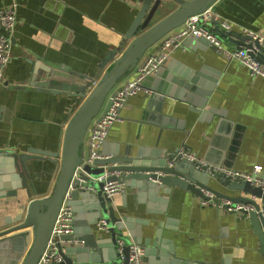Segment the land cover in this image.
I'll use <instances>...</instances> for the list:
<instances>
[{"label":"crops","instance_id":"obj_1","mask_svg":"<svg viewBox=\"0 0 264 264\" xmlns=\"http://www.w3.org/2000/svg\"><path fill=\"white\" fill-rule=\"evenodd\" d=\"M12 3L17 8L18 23L12 58L5 68V86L0 91V152H21L31 146L58 152L57 159L43 155L39 160H31L34 183L40 188L34 197L47 196L59 173L65 128L83 99L69 92L31 88V77L34 74L39 81L45 73L44 67L56 66L98 83L111 67L110 63L101 65L103 57L123 41L139 3L137 0H0V6ZM175 6L171 5L161 15ZM211 7L236 25L264 34V0H217ZM219 28L224 31L222 26ZM220 36L230 48L238 47ZM191 43L195 48L175 50L167 64L172 63L176 71L191 70L202 82L201 89L209 85L211 94L206 105L217 113L211 114L208 121L199 120V113L184 96L167 97L158 110L153 104L151 109H146L152 89L144 87L148 91L131 96L121 109L122 119L110 129L107 151L111 152L116 144L120 146V154L126 144L134 150L155 145L170 151L185 147L199 158L210 159L221 151L222 165L243 171H252L260 165L264 171V77L252 76L238 59L218 52L211 44L201 48L202 42ZM133 73L134 70L123 80L131 78ZM220 110L225 111L230 122L223 149L210 145ZM84 147L88 154L89 129ZM8 165L7 159L0 160V231L16 224L12 221L21 212L20 204L31 199L24 189L13 193V179L3 178L8 174ZM214 183L221 189L217 181ZM145 192L139 194L137 188L125 186L112 196L117 214L146 220L154 227L162 221L164 244L173 245L180 256L203 264H264V257L258 251V237L247 216L211 204L203 205L201 197L177 186L170 193L161 188L153 199ZM235 195L246 194L237 190ZM82 204L86 213L90 205ZM145 264H148L146 260Z\"/></svg>","mask_w":264,"mask_h":264},{"label":"water","instance_id":"obj_2","mask_svg":"<svg viewBox=\"0 0 264 264\" xmlns=\"http://www.w3.org/2000/svg\"><path fill=\"white\" fill-rule=\"evenodd\" d=\"M216 1L137 0V12L123 41L102 59V66L110 63L111 67L96 84L92 78L76 76L56 66L44 67L45 73L39 81L32 75L31 88L53 93L69 92L83 100L65 128L60 169L49 195L34 197L40 188L34 183L31 160H39L43 155L57 159L58 152L34 146L21 152H0V160L7 159L9 162L8 174L3 178L13 179V193L24 189L27 197L31 198L27 203L20 204L21 212L12 221L16 224L0 231V264H39L65 200L75 213L74 233L61 235L62 240L71 242L65 246L59 245L62 259L53 264H126L131 242L143 243L144 262L146 260L148 264H203L180 256L173 245L164 244L166 237H162V221L154 227L146 220L117 214L112 196L104 191L105 184L111 181L135 187L139 194L147 191L150 199L161 188L165 193H170L172 187L177 186L202 198L208 197L206 193H212L234 203H249L252 209L245 211V214L258 237V251L264 257V212L260 210L264 207V190L261 187L249 181L237 182L212 175L206 171V165L181 157L179 148L170 151L155 145L134 150L132 145L126 144L120 154L118 144L108 152L106 140L101 146L99 157L93 162L85 160L87 153L84 146L88 129L93 120L111 105L119 81L136 68L156 42L183 24L189 16L205 11ZM171 5L176 6L162 16ZM214 29L227 41L237 43L236 49L243 47L246 40H253L258 50H250L249 53L264 64V47L258 39L250 34L222 31L216 22ZM197 40L203 43L201 48H204V44L210 45L205 38L192 37L185 41V46L195 48L191 42L196 43ZM182 69L176 71L172 63L166 62L144 79V87L152 89L146 109H151L153 104L158 110L167 97L184 96L192 103L193 110L199 113V120L208 121L211 114L217 113L206 105L211 87L208 85L201 89L202 82L198 76L188 68ZM219 114L220 119L210 145L223 149L228 141L230 122L225 118L224 110H220ZM202 159L211 165H222L221 151L211 159L208 156ZM76 171L78 176L75 175ZM214 181L218 182L221 189L214 185ZM237 190L246 195L236 196ZM82 203L90 205L86 213ZM102 219L105 223L101 222ZM120 239L125 241L121 252L118 244Z\"/></svg>","mask_w":264,"mask_h":264},{"label":"built area","instance_id":"obj_3","mask_svg":"<svg viewBox=\"0 0 264 264\" xmlns=\"http://www.w3.org/2000/svg\"><path fill=\"white\" fill-rule=\"evenodd\" d=\"M215 22L222 26L225 32H231L232 34H237L234 33L235 27H237L238 33L252 35L264 47V34L245 26L236 25L220 12L213 10L211 6L201 13L189 16L183 24L166 34L150 53L141 58L131 78L119 83L109 108L95 119L89 127V152L85 158L86 161L93 162L95 158L99 157L100 148L108 139L113 124L122 119L121 109L127 104L128 99L142 90L148 91V89L145 90L144 88V79L166 63L175 50L185 49V41L189 38L202 37L209 40L210 44L218 52L227 55L231 59H238L249 69L252 76L261 75L264 77V64L259 63L249 53L250 50H258L253 40H246L240 49H232L215 32ZM17 23L18 13L16 5L12 3L0 6V91L5 86V68L12 58L14 32ZM249 44H252V46ZM178 154L181 157H187L198 161L202 165H206V171L212 175H218L237 182L249 181L252 185L261 187L264 190V171L260 165L254 166L252 171H243L225 165H211L199 158L195 152L185 147H182ZM75 175L78 176V171L75 172ZM125 186L124 182L111 181L105 184L104 191L107 195L114 196L123 191ZM206 194L208 197H201V204L203 205L211 204L219 209H226L245 216V211L252 209L249 203H234L212 193ZM260 210L264 212V207H261ZM74 215L72 207L65 200L39 264H53L62 259L59 245L65 246L71 241L62 240L61 235L74 233ZM101 222L105 223V220L102 219ZM75 242L78 241L76 240ZM118 244L121 252L125 241L120 239ZM113 264H120V262H114ZM126 264H145L143 244L130 243L129 260Z\"/></svg>","mask_w":264,"mask_h":264},{"label":"trees","instance_id":"obj_4","mask_svg":"<svg viewBox=\"0 0 264 264\" xmlns=\"http://www.w3.org/2000/svg\"><path fill=\"white\" fill-rule=\"evenodd\" d=\"M234 33H238L237 30H234Z\"/></svg>","mask_w":264,"mask_h":264},{"label":"rangeland","instance_id":"obj_5","mask_svg":"<svg viewBox=\"0 0 264 264\" xmlns=\"http://www.w3.org/2000/svg\"><path fill=\"white\" fill-rule=\"evenodd\" d=\"M179 27V26H178ZM123 80V79H122ZM125 80V79H124ZM120 83V82H119ZM119 83H118V85H119ZM118 85H117V87H118Z\"/></svg>","mask_w":264,"mask_h":264}]
</instances>
